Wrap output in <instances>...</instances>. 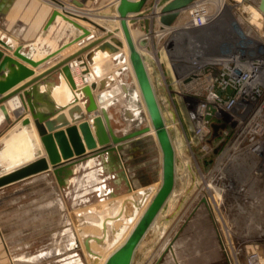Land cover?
<instances>
[{
    "label": "water",
    "instance_id": "1",
    "mask_svg": "<svg viewBox=\"0 0 264 264\" xmlns=\"http://www.w3.org/2000/svg\"><path fill=\"white\" fill-rule=\"evenodd\" d=\"M194 1L156 0L144 8L147 0H116L115 18L118 19V30L128 50L127 56L116 53L123 47V41L112 32L93 37L87 28L56 8L52 10L46 27L54 19L60 18L63 23L80 31L58 50L36 57L23 51L25 45L19 44L12 49L0 38V110L8 122L10 116L4 103L15 96L20 97L27 110L20 117L14 111V120L0 134V188L45 172L53 175L64 192L76 189L82 199L79 202H73L74 196H64L67 197L68 210L77 211L75 215L79 223L76 228L91 264H132L137 246L175 187L173 144L129 24L134 25L139 18L148 15L154 16L152 7L155 6L160 7L158 21L165 26L172 25L181 11ZM258 7L264 13V0H260ZM83 20L93 24L87 18ZM95 26L104 31V28ZM218 28L219 23L214 22L203 28L190 29L191 42L208 48L206 38L214 35ZM83 37L91 41L42 69L44 62ZM173 44V40L168 41V49ZM4 48L11 50V54L5 52ZM108 55L112 56L96 64ZM79 57L91 65L92 73L99 78L97 83L75 88L68 62ZM126 61L132 74L129 66L124 65ZM114 67L118 68L112 74L105 75ZM35 68L42 70L35 74ZM30 76L32 78L24 81ZM95 89L97 93L93 94ZM57 91L62 94L66 91V97L58 99ZM111 92L119 94L118 98L104 105L106 96ZM64 109H67L71 122L65 118ZM96 113L103 120L93 130L89 116ZM53 115H56L55 118L50 119ZM113 121L119 123L120 127H114ZM151 128L154 136L148 134ZM151 141L156 143L160 154L159 163L153 165L146 148ZM90 160L95 161L97 168L94 178L87 177V170L80 168ZM77 179L81 180L80 187L74 188ZM157 181H160L159 185L147 201ZM121 188L124 194H120ZM131 190L141 197L135 200L127 196ZM103 201H106L103 209H89ZM129 201L132 210L128 214L126 203ZM114 204L116 206L110 213L109 209ZM88 214H94L95 219H87ZM119 221L116 229L114 223ZM133 221L124 240L115 246ZM85 225L99 227L100 235L84 233L82 228ZM109 234L111 239L107 241L105 238ZM91 243L99 246L100 252L93 251ZM110 249L101 262L102 254Z\"/></svg>",
    "mask_w": 264,
    "mask_h": 264
},
{
    "label": "built area",
    "instance_id": "2",
    "mask_svg": "<svg viewBox=\"0 0 264 264\" xmlns=\"http://www.w3.org/2000/svg\"><path fill=\"white\" fill-rule=\"evenodd\" d=\"M236 2L195 0L187 8L182 21L188 30L219 23L206 38L209 49L192 42L181 46L173 39L168 49L176 23L150 20L142 24L138 44L154 70L157 100L164 104L165 118L170 117L164 120L175 152V183L176 157L184 184L195 176L188 213L210 207L203 209L213 220L223 264H264V13L260 0ZM69 63L76 71V77L71 74L75 88L90 85L91 65L83 57ZM188 213L180 220H187ZM62 227L36 250L47 252L38 264H73L65 263L68 255L79 259L76 250L55 251L54 238Z\"/></svg>",
    "mask_w": 264,
    "mask_h": 264
},
{
    "label": "crops",
    "instance_id": "3",
    "mask_svg": "<svg viewBox=\"0 0 264 264\" xmlns=\"http://www.w3.org/2000/svg\"><path fill=\"white\" fill-rule=\"evenodd\" d=\"M17 1L20 2V6L17 5V3H18ZM155 1L156 0H147L144 8H148ZM44 2L47 5L46 4L44 5L37 0H0V17L2 18V16H3V18L5 19L6 28L12 27L15 24V22L17 23V21L24 25V30H23V28L17 29L16 31H14L15 34L10 35L8 37L16 38L17 40H19L22 33L24 32L25 34L22 37V40H21L22 42H20V44L25 45V47L23 48V51L28 53V54H31V55H34V54H32L33 53V47L37 44L38 41H40L39 38H41V40L44 41V43L42 44L41 51L45 52L46 51L45 48L48 47V49L50 50L53 47V44L54 45L55 44L60 45L56 41V38H57V40H59L58 38H60L59 35L61 33L67 35L65 40H69V39L74 37L75 33L79 34V32H80L74 26H71L70 24L65 23V22L63 23L62 21L60 22V18L54 19L46 27V22H47L50 14L54 8L48 2H46V1H44ZM114 2H115V0H101V3L104 7V15L105 16H111L112 18L115 16V14H114V16L112 15L113 13H115ZM16 5H17V8L22 11V13L20 14V18H17V16H15V15L13 16L11 13V9L16 7ZM152 8H153V13L159 12L160 7L156 8L155 6H153ZM187 14H188V9H185V10L181 11V13L177 19H182ZM88 17L90 19H92L93 21L95 20L94 16H88ZM155 17H156V15H154L152 17H147V16L143 17L140 20H138L137 23L134 24V27L138 29L139 27H141L142 24L149 21L151 18L155 19ZM96 19H97V17H96ZM80 24L83 26L85 25L84 27L88 28L87 23L80 22ZM118 27H119V23L116 25V27H114V30H118ZM129 28H130V24H129ZM118 31H119V33H121L120 30H118ZM46 40H53L52 44L45 42ZM90 41H91V39L89 41L82 39L81 40V42H83L82 44L76 43L75 45H72L71 48H69L67 50L68 52L65 51L66 53L62 54V56L57 58V60L61 59L62 57L69 54L70 52L79 48V45L86 44L87 42H90ZM27 49H28V51H26ZM5 52H7L8 54H11V51H5ZM114 54H116V53H114ZM112 55H108V56L104 57L102 60L108 59ZM55 57H53V58H55ZM53 58L44 62L43 63L44 67L42 69H44L45 67L49 66L52 62H54ZM117 68L118 67H114L110 71L106 72L105 75L112 74L114 72V70H116ZM42 69L35 68V71H36L35 74L40 72ZM32 76H35V75H32ZM32 76L28 77L24 81L29 80L30 78H32ZM154 79H155V76H154ZM96 93H97V89L93 90V94H96ZM13 101H15V100H13ZM161 105H162L163 110H164L163 102H161ZM6 107L8 108L9 112H11V108L14 107V105L11 107V106L6 104ZM82 110H83L82 112H84V109H82ZM62 112L65 114V118L69 122H71L70 121L71 119L67 113V109H64ZM24 113H25V109H19V112L17 114L20 117ZM55 116L56 115L51 116L50 119H54ZM13 120H14V117L11 114L10 121H13ZM10 121L7 122L4 119L0 120V134L3 133L9 127ZM62 128H64V127H61V128L59 127L58 129H62ZM89 164H92V162L88 163V165ZM178 169H179V164H178ZM8 172H10V171H8ZM177 172L178 171H177V166H176V174H177ZM30 186L31 187H37V189H35L31 192H28V194H32L34 196V199L27 202L28 208L23 209L22 214H26L28 216V215H30V210H35V209L37 210V209L43 208V210H44L43 215H44L46 220H56L55 224L50 228H54L56 226L60 227V225H61L60 220H61V213L62 212L58 209L56 202H57V200L63 199V192L64 191L57 185L52 174H45V172H40L36 175L29 176L27 178L21 179L19 181H15V182L10 183L4 187H1L0 188V203H4V204H6V207L12 208V209L14 208L17 211L19 209H21L22 207L24 208V206H22V205L21 206L18 205L16 207H14V205H16L15 199L14 200L10 199L8 195L22 192L25 190L26 187H30ZM191 192L192 191L189 188H187L186 185L184 184L183 179L181 180V177H178V174H177L175 187H174L171 195L167 199L165 205L162 207V209L160 210V212L156 216L153 224L150 226V228L148 229V231L144 235L143 239L141 240V242L137 246L135 253H134V256H133L132 264H135L137 262L139 264H142L143 260L145 259L146 255L149 251L148 247L155 244L157 239L159 237H161L162 234H164L166 227L168 225L167 220H166L167 215L171 213V211L175 207V205L180 204L183 206L185 203L187 204L190 200ZM134 194L136 196L138 195L137 193H134ZM7 197L9 199H7ZM47 199H51V200H49L48 202H44V200H47ZM137 199H138V197H137ZM41 202H43V203H41ZM2 208H4V207H2ZM14 209H13V212H14ZM67 212L69 213L68 210H67ZM199 212H200L199 215L194 216L192 220L202 219V217H203V215H201V214H203L202 210H200ZM15 213H13V215ZM0 217H1V214H0ZM208 220H210V219H208ZM180 226H181V224L174 223V225L172 226V228H170L169 231L170 232L175 231V230L178 231ZM171 229H172V231H171ZM47 234H46V236H47ZM175 234H177V233H175ZM212 234H213V238H214L213 239L214 244L217 247V251L221 254L217 238L215 237L214 228H213ZM168 238H169V235H167V237L163 238L162 242L160 241L158 248L156 249V251L152 255L153 259L152 258H151V260L149 259L147 264H175V262L179 263V264H188L186 262V256H188L190 254H194V255L199 256L201 254L202 249H201V247H199V245H197V248L194 250V252L187 253V250H186L188 248L187 244L192 242V239L189 235H185L184 238H182V237L181 238L180 237H176V238L173 237L172 239L170 238V240H171L170 244L171 245L169 246V249L167 248L168 250L167 249L163 250L162 245L168 240ZM45 239H47V237H45L44 240ZM1 241H2V237L0 235V256L5 257L7 255V248H3ZM32 247L33 246L27 245L24 248L25 249H31ZM156 254L159 255L161 258L158 256L159 258H157L155 260ZM10 260H11V258H10ZM10 260H9V263L11 262Z\"/></svg>",
    "mask_w": 264,
    "mask_h": 264
},
{
    "label": "rangeland",
    "instance_id": "4",
    "mask_svg": "<svg viewBox=\"0 0 264 264\" xmlns=\"http://www.w3.org/2000/svg\"><path fill=\"white\" fill-rule=\"evenodd\" d=\"M37 1L41 2L44 5L46 4L44 2V0H37ZM55 1H57V0H55ZM59 1H61V2L64 1L76 9H79V10L83 9V12H85L87 10L86 12H89L92 16H95L94 21L96 23L100 24V26L104 28V31H100V30H98V28H96L95 32L93 33L94 36L100 35L101 33L108 30V28L111 29L110 30L111 32H112V30H114V27H113V25H111V22H110L112 17L104 15V7L101 3V0H59ZM236 1L237 0H230L231 3H235ZM17 2H18L17 5L20 6V2L19 1H17ZM48 3H50V2H48ZM17 5L13 9H11V13L13 16L15 15V16H17V18H20V14L22 13V11L17 8ZM237 8L239 10H241L239 5L237 6ZM80 11H82V10H80ZM114 14L115 13H113L112 15H114ZM96 17H97V19H96ZM5 23H6V21L2 16V18L0 19V31L5 33L6 36H10V35L15 34L14 31H16L17 29L23 28V30H24V25L22 23H19L18 21H17V23L15 22V24L10 28H6ZM87 23L95 26L94 24H91L88 21H87ZM148 23H149V21L145 22L146 25H148ZM87 27H90V26H87ZM130 28L135 30V31L138 30L137 28L134 27V25H130ZM24 34L25 33L23 32L21 37L19 38V40H16V42L18 44H20V42H22L21 40H22V37L24 36ZM77 35L78 34L75 33L74 37ZM59 37H60V38H58L59 40H57V38H56V41L60 45L55 44V46H59V47L66 42H70V40L72 39L71 38L69 40H65L67 35L62 34V33L59 35ZM38 42L36 44L37 46L40 44V41H38ZM42 44L43 43L40 44L41 48H42ZM69 48H71V47L65 48L61 53H59L55 58H53V60L61 57L62 54L66 53L65 51H67ZM52 49H53V47L50 50L48 49V47L45 48V50L47 52L51 51ZM26 51H28V49ZM125 51H126V48H124V52ZM147 62L149 65L150 62L149 61H147ZM125 65H129L128 61L125 62ZM129 69H130V67H129ZM148 71H149V76L151 78V82H154V80H155L154 79V70L152 69V67L150 65L148 66ZM159 105L161 107V111H162L163 116L165 118V113H164L163 107L161 104H159ZM165 119L168 121V120H170V117L166 116ZM144 124H146V122H144ZM113 126L119 128L120 124L113 121ZM186 132H187V130H186ZM151 140H153V139H151ZM146 148L148 149L147 154L150 155V160L152 162L151 165H153L154 163H159L160 154H159V149H158L156 143H154V141L148 142ZM194 179H195V176L189 175L188 180H187V184H186V187L189 188L192 192L194 191V188H193L194 187V183H193ZM158 182L159 181L154 183L155 188H154L153 192H151V194L149 195L147 201L150 199L151 195L154 193V191L158 185ZM35 189H37V187H31L30 186V187H26L25 190L22 192L8 195L10 199H13V200L15 199L16 205H14V207H16L18 205L24 206V208L20 207L21 209H19L18 211L13 208L14 209V212H13L12 208H8V207H6V204L0 203V214H1V217H0V235L2 237L1 244L3 245V248H7V255L5 257L0 256V264H10L9 260L11 257H17V256L20 257L21 255H24V254L25 255L35 254L36 250L41 245H43L45 242H47L48 236L52 232H54L55 230H57L59 228V226L58 227L56 226L54 228H50L55 224L56 220H46L44 215H43V212H44L43 208H40L37 210L36 209L30 210V215H28V216L26 214H22L23 209L28 208L27 202L34 199V196L32 194H28V192H31ZM119 191H120V194L125 193L123 188H121ZM137 197L139 199L141 196L137 195ZM9 198L7 197V199H9ZM49 200H51V199L44 200V202H48ZM41 203H43V202H41ZM65 203L68 206L67 200ZM2 207H4V208H2ZM189 210H190V207L188 208V203L187 204L185 203L183 206L180 204L175 205V207L172 209L171 213L167 215L166 220H167L168 225L166 227L164 234H162L161 237H159L157 239L155 244L148 247L149 251H148L145 259L143 260L142 264H147L148 260L149 259L151 260L153 253L156 251V249L158 248V245L160 244V241L162 242L163 238L167 237V235H169V238H171V239L173 237L184 238L185 235H189L192 239V242L187 244V246H188V248L186 249L187 253L194 252V250L197 248V245H199V247H201L202 250H201V254L199 256L194 255V254H190V255L186 256V262L188 264H223L224 263V256L221 255L217 251V247L214 244V240H213L214 238H213V234H212V232H213L212 221L213 220H208L210 218L206 215L205 211H202L203 214H201V215H203L204 218L202 217V219H199V220H192L194 216L199 215V214L195 212V213H192L190 215V213H188ZM68 211H69V214L71 216L77 212V211H71V210H68ZM13 213H15V214L13 215ZM187 213H188L189 218L187 220H180V218L183 219L184 215L187 216ZM138 215H139V213H138ZM92 221H96V220H92ZM98 221L100 222L102 220H98ZM62 222H63V220H60V224H62ZM120 222L121 221L114 223V226L116 229L118 228ZM174 223L181 224V226L178 229V231L177 230L172 231V229H171L172 232H170L169 230H170V228H172ZM131 225L132 224H130L128 229L126 231H124L123 235L121 236L120 240L118 241V243L115 246H117L119 243H121V241L124 239L127 231H129ZM92 227H93L94 231L89 232L87 234L100 235V228L95 226V225H93ZM175 233H177V234H175ZM46 234H47V236H46ZM78 236H79V242L82 246V249H83V252L85 255V259H87V260H89V262H91L90 257L84 248L80 233H78ZM45 237H47V239L44 240ZM105 239L107 241L108 240L110 241L111 235L109 234V236L106 237ZM27 245H30L33 247L31 249H25L24 247ZM91 249L93 251H98V252H100V250H101V248L99 246L95 245V243H91ZM108 251L109 250H107L105 253H103L102 256L104 254H106ZM19 264H31V263H25V262L20 261ZM36 264H38V263H36ZM89 264H91V263H89ZM135 264H139V263L137 262Z\"/></svg>",
    "mask_w": 264,
    "mask_h": 264
},
{
    "label": "bare ground",
    "instance_id": "5",
    "mask_svg": "<svg viewBox=\"0 0 264 264\" xmlns=\"http://www.w3.org/2000/svg\"><path fill=\"white\" fill-rule=\"evenodd\" d=\"M44 1H46V0H44ZM48 1H50V3L52 2V4H54V2H55V0H48ZM223 1H225V0H212V2L213 3H215V2H217L218 4H220L221 2H223ZM239 1V0H238ZM47 2V1H46ZM49 3V4H50ZM58 5L57 4H54L56 7H57V9L59 10V12H61V13H64L66 16H68V17H70V18H73L74 20H76V21H78L79 23L80 22H84V23H87V21L86 20H83V18H87V19H89L91 22H93V24L95 25H97V26H99V27H101L100 26V24H98V23H96V22H94L93 20H91L88 16H92L89 12H83V11H80V10H78V9H75V8H73V7H71V6H69V4H67V3H65V2H60V1H58ZM51 4V5H52ZM114 4L116 5V0H115V2H114ZM235 4H237L238 5V3L236 2ZM54 5H52V6H54ZM211 8H213V4L211 5ZM224 8H227V6L226 7H224ZM243 8L245 9V10H247V11H250V7L248 6V5H243ZM153 12V11H152ZM225 13L227 12V9H225V11H224ZM154 15H156V17H155V20L153 19V18H151L150 19V21H156L157 22V24L159 23L160 24V22L158 21V16H157V13H153ZM74 15V16H73ZM88 15V16H87ZM96 15V14H95ZM227 15V14H226ZM114 16V15H113ZM153 15H148L147 17H152ZM254 16V15H253ZM95 17V16H94ZM141 18H139L138 20H140ZM118 19L117 18H115V16L110 20V22H111V24L113 25V27H116V25L118 24V21H117ZM137 20V21H138ZM60 22H61V20H60ZM137 23V22H136ZM174 23H176V25L174 26V29H173V31L171 32V35H170V41L173 39V40H175L179 45H181V46H188L190 43H191V32L188 30V29H186L185 28V26H183L184 24H183V21H182V19H176V21L174 22ZM87 25L88 26H90V27H88L87 29L89 30V35H91V36H93V37H95L94 36V32H95V29L97 28L96 26H93V25H90V24H88L87 23ZM83 26V25H82ZM85 26V25H84ZM142 26V25H141ZM101 28H103V27H101ZM111 29L110 28H108V30H106L105 32H103V33H101L100 35H102V34H106V32H111L110 31ZM142 31H143V27H139L138 28V30H133V29H131L130 28V32H131V36H132V38H133V40H134V42H135V45H136V47H137V49H138V51L140 52V48H139V39H140V37H141V35H142ZM112 33H113V35H115L117 38H119V39H121L122 41H123V47H120L119 49H118V51L116 52V53H118V52H121V53H123V54H125V56H127L128 55V50H127V47H126V44H124V39H123V36H122V33H119V31L117 30H112ZM143 34H148L149 36H151L150 35V32H147V33H143ZM76 37V36H75ZM0 38L2 39V40H4V41H6V43L9 45V46H11V48L13 49V48H15L17 45H19L17 42H16V38H11V37H8V36H6V34L5 33H3V32H1L0 31ZM74 38V37H73ZM72 38V39H73ZM71 39V40H72ZM82 39H85V40H87V38L86 37H83V38H81L80 40H79V42H77V43H80V44H82L83 42H81V40ZM39 40H40V44L41 43H44V41L43 40H41V38H39ZM45 40V39H44ZM70 40V41H71ZM52 41L53 40H46L45 42H48L49 44H52ZM88 41V40H87ZM39 43V42H38ZM66 43H68V42H66ZM40 44L37 46H34L33 47V53L32 54H34L36 57H43L44 55H47V54H50L51 52H54L55 50H58V48H59V46H55L54 44H53V49L51 50V51H49V52H44V51H41V46H40ZM65 44V43H64ZM61 47V46H60ZM124 48H126V51L124 52ZM61 49V48H60ZM65 49V48H64ZM64 49H62L60 52H58L57 54H56V56L59 54V53H61ZM4 50L5 51H11V50H9V49H6V48H4ZM31 53V52H30ZM140 54H141V52H140ZM150 54V53H149ZM141 56H142V54H141ZM143 57V56H142ZM103 59V58H102ZM102 59H100V60H98L97 62H96V64H98V63H100V62H102V61H104V60H106V59H104V60H102ZM143 59H144V57H143ZM55 61H57V59H55L54 60V62ZM54 62H52V63H54ZM144 62H145V60H144ZM51 63V64H52ZM50 64V65H51ZM129 64V63H128ZM151 64V63H150ZM149 64V65H150ZM125 65V64H124ZM148 62H145V66H146V68H147V71H148ZM68 66H69V68H70V63L68 62ZM129 66V65H128ZM130 67V66H129ZM90 72H92L91 71V66H90ZM70 73L71 74H73V76L74 77H76L75 75H76V71H75V68L73 67V66H71V68H70ZM84 73V72H83ZM148 74H149V71H148ZM89 75V74H88ZM90 76V75H89ZM72 77V76H71ZM150 77V76H149ZM97 79H99L98 77H96L93 73L91 74V76H90V79H89V81H90V84H92V83H97L98 82V80ZM151 79V78H150ZM152 85H153V83H152ZM56 96H57V98L58 99H60V100H62L63 99V97H66V91L65 92H63V94L62 93H60V91H57L56 92ZM118 96H119V94H116V92H111V93H109L107 96H106V100H105V102L103 103L104 105L105 104H108L109 102H111V101H113L115 98H118ZM157 97V96H156ZM13 100H15V101H13ZM6 104L7 105H9V106H13L14 105V107H12L11 108V112H9V110H8V108L6 107ZM4 105H5V107H6V109H7V113L9 114V116L11 117V114L14 112V111H17V113L19 112V109H25V113L24 114H26L27 113V110H26V107L22 104V100L20 99V97L19 96H15V97H13L12 99H9L8 101H6L5 103H4ZM160 106V105H159ZM84 109V108H83ZM160 109H161V107H160ZM162 112V111H161ZM162 115H163V113H162ZM100 120H99V119ZM163 118H164V116H163ZM1 119H4V116H3V113L1 112V110H0V120ZM5 120V119H4ZM103 119H102V116L101 115H99V114H91L90 116H89V121L91 122V126H92V129L93 130H95L98 126H99V124L101 123V121H102ZM10 121V120H9ZM148 134H150V135H152V136H154V132H153V130H152V128L150 129V131H149V133ZM177 145L178 146H180V142L179 143H177ZM90 162H92V164H89L88 165V163H90ZM94 160H90V161H88L86 164H84V165H81V167L80 168H82V169H84V170H87V173H86V175H87V177L89 176V178H94L95 176H96V166H95V164H94ZM176 163H178V159H177V157H176ZM177 166V174L179 173V170H178V164L176 165ZM79 167V166H78ZM160 177V176H159ZM178 177H181V180L183 179V181H184V176L182 175V173L180 174L179 173V175H178ZM160 179V178H159ZM160 182V181H159ZM159 182H158V185H159ZM80 183H81V180H79V179H77L76 180V183H75V185H74V188H78V187H80ZM158 185H157V187H158ZM156 187V188H157ZM75 191H73V190H71L69 193H66V191L65 192H63V199H60V200H57V202H56V204H57V207H58V209L62 212L61 213V220H63V222H62V224L61 225H63V227L61 228V230L59 231V233H58V235H57V237L56 238H54V240H55V242L53 243L55 246H54V248H55V251H58L59 252V254L60 255H63L64 253H65V250L66 249H71V251L70 252H75V250L77 251V254L79 255V259L77 258V257H74V255H68V257L66 256L65 257V259H67L66 261H65V263H69V262H71V263H73V264H89L90 262H89V260H87V259H85V255H84V252H83V249H82V246H81V244H80V242H79V236H78V233H79V231H78V229L76 228V226H77V224L79 223V220H77V217H76V215L74 214V215H70L68 212H67V208H68V206L66 205V199H67V197H65L64 195L66 194V196H74V198H73V202H75V203H77V202H79L80 200H82L81 199V195H80V193L79 192H77V190L76 189H74ZM135 192L133 191V190H131L130 192H128L126 195L127 196H130V198H134L135 200H138L137 199V196L134 194ZM106 206V201H103V202H98L97 204H94V205H92V206H90L89 207V209H93V210H101V209H103L104 207ZM115 204L114 205H111V207H110V209H109V211H110V213L113 211V209L115 208ZM209 206V205H208ZM100 208V209H99ZM126 208H127V212H128V214L131 212V210H132V204H131V202L129 201V202H127L126 203ZM205 210H208V211H210V207H207V206H204L203 205V207L201 206H197V207H195L194 208V210L191 212V213H200L199 211L200 210H202V211H205ZM67 209V210H66ZM140 213H141V211H139V215H140ZM138 215V216H139ZM137 216V217H138ZM72 217V218H71ZM86 218L87 219H95V215L94 214H88V215H86ZM92 221V220H91ZM136 221V220H135ZM133 224H134V221H133V223H132V225H131V227L133 226ZM68 225V226H67ZM93 225H85V226H83V228H82V230H83V232L84 233H89V232H93L94 231V229H93V227H92ZM108 226V225H107ZM131 227H130V229H131ZM129 229V230H130ZM127 233H128V231H127ZM127 233H126V235H127ZM126 235H125V237H126ZM124 237V238H125ZM124 240V239H123ZM122 240V241H123ZM121 241V242H122ZM171 243V240H170V238H168V240L162 245L163 247H162V249L163 250H166L167 248L169 249V246L171 245L170 244ZM120 244V243H119ZM75 246H77V248L75 247ZM167 249V250H168ZM49 250H52V247H51V249H49ZM111 250H109L106 254H104L103 255V257H102V261L101 262H103V260H104V258L109 254V252H110ZM47 252L45 251H41V252H39V253H37V254H27V255H21L20 257H11V262H10V264H19L20 263V261H22V262H25V263H31V264H36V263H39V261H41V259H42V257H44L45 256V254H46ZM133 262V261H132ZM175 264H179V263H176L175 262Z\"/></svg>",
    "mask_w": 264,
    "mask_h": 264
}]
</instances>
